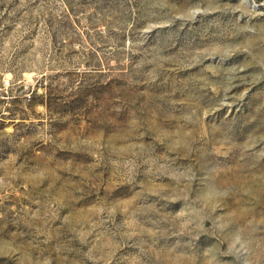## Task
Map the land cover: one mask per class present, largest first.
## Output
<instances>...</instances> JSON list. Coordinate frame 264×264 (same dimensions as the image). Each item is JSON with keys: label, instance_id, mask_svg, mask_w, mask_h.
Returning <instances> with one entry per match:
<instances>
[{"label": "rangeland", "instance_id": "rangeland-1", "mask_svg": "<svg viewBox=\"0 0 264 264\" xmlns=\"http://www.w3.org/2000/svg\"><path fill=\"white\" fill-rule=\"evenodd\" d=\"M0 264H264V0H0Z\"/></svg>", "mask_w": 264, "mask_h": 264}]
</instances>
